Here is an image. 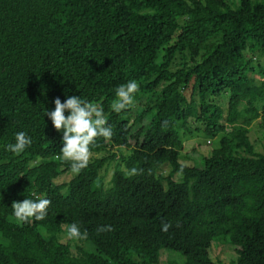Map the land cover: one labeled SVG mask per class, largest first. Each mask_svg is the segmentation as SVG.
<instances>
[{"label": "trees", "instance_id": "obj_1", "mask_svg": "<svg viewBox=\"0 0 264 264\" xmlns=\"http://www.w3.org/2000/svg\"><path fill=\"white\" fill-rule=\"evenodd\" d=\"M130 80L134 106L116 113ZM72 95L102 106L113 136L58 184L71 162L45 113ZM256 122L264 129V0H0V264H160L163 249L219 264L214 241L233 264H264ZM19 131L32 143L17 155L6 146ZM195 131L219 145L186 165ZM37 197L51 201L46 218L16 222L12 202ZM72 223L86 239L67 237Z\"/></svg>", "mask_w": 264, "mask_h": 264}, {"label": "clouds", "instance_id": "obj_2", "mask_svg": "<svg viewBox=\"0 0 264 264\" xmlns=\"http://www.w3.org/2000/svg\"><path fill=\"white\" fill-rule=\"evenodd\" d=\"M138 91L139 84L134 80L119 86L115 93L116 99L111 105L112 110L120 113L122 110L133 107L135 94ZM54 105V110L46 111L45 115L51 120L54 129L63 133V147L60 149L58 158L65 162H71V172L79 174L90 162L92 156L90 146L96 143L98 137L110 140L113 136L112 128L108 125L103 107L83 100L80 96H68L63 102L59 97H56ZM31 143V137L26 132L19 131L15 134V143L8 144L6 150L19 155ZM208 143L211 144L212 140L208 139ZM139 171L142 170L133 168L130 174L136 175L139 174ZM50 204L49 199L37 197L36 199L25 198L22 201H13L11 207L16 222L23 224L31 223L33 219L44 220ZM170 226L168 223H163L162 231L166 232ZM112 230L111 225H101L96 231L102 233ZM66 231L69 239L87 238V231L82 233L76 223L69 225Z\"/></svg>", "mask_w": 264, "mask_h": 264}, {"label": "rangeland", "instance_id": "obj_3", "mask_svg": "<svg viewBox=\"0 0 264 264\" xmlns=\"http://www.w3.org/2000/svg\"><path fill=\"white\" fill-rule=\"evenodd\" d=\"M233 3V7H236L239 3V0H231ZM224 94V93H223ZM222 94V95H223ZM229 99V94L226 93L225 96L220 98H215L214 102H218L222 104L223 106L227 105V100ZM142 106L141 104H139ZM193 119H191L192 127L195 128V125L193 124ZM145 124L150 123L149 118L144 119ZM196 132L194 135H196ZM193 137H188V139L185 140V148L183 151V154H188L189 160H186L185 158H182L180 161L186 165H193L197 162H199L202 158L208 156L212 149L216 148L219 145V138L211 139L212 143H208V138L204 136L203 134H198ZM250 138L252 142L255 144V149L257 152L264 153V129L261 128L259 125V122H256L250 131ZM131 144H135V140H130ZM182 154V153H181ZM197 161V162H195ZM201 165V161L198 163ZM165 167L162 168V173L164 175H167L170 171L169 165L165 164ZM160 171V172H161ZM112 173V172H111ZM74 174L72 172H67L63 174L61 177H59L56 182L58 184L61 183H67L73 178ZM176 180L181 179V175L175 176ZM210 256L214 261H216L219 264H233V262L236 260L237 255L234 249L227 243L222 241H214L212 248L210 250ZM160 264H184V256L178 252V251H172V250H166L163 249L161 251L160 256Z\"/></svg>", "mask_w": 264, "mask_h": 264}]
</instances>
